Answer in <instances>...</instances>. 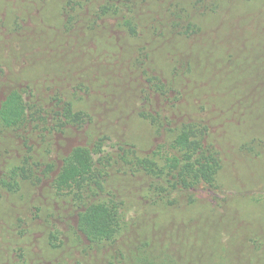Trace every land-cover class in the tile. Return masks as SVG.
Masks as SVG:
<instances>
[{
    "label": "trees",
    "instance_id": "obj_1",
    "mask_svg": "<svg viewBox=\"0 0 264 264\" xmlns=\"http://www.w3.org/2000/svg\"><path fill=\"white\" fill-rule=\"evenodd\" d=\"M263 150L264 0H0V264H264Z\"/></svg>",
    "mask_w": 264,
    "mask_h": 264
},
{
    "label": "rangeland",
    "instance_id": "obj_2",
    "mask_svg": "<svg viewBox=\"0 0 264 264\" xmlns=\"http://www.w3.org/2000/svg\"><path fill=\"white\" fill-rule=\"evenodd\" d=\"M128 133H131L130 135L134 137L139 145H143V147H146V149L150 147L152 140L150 139V127L147 123L143 122L140 119H135ZM228 154L229 155L227 157V160L230 163L231 167V170L229 171L230 175H228L229 178L233 180L232 183H234L235 181L239 182L238 186L247 188L249 190L252 189L254 193L257 192V194L264 195V178L260 177V173L262 174V176H264V150L261 157L249 156L246 153L243 157H238L239 155H237V153L235 152L233 155L230 152ZM240 159H242L243 162L241 163L242 165L239 168L237 161ZM245 194L254 195L251 192H247ZM261 209L263 211H259L258 209L256 212V210L251 207L250 210L246 214H244V217L247 219H245L244 217H239L237 212L234 213V222L231 223L233 224L231 226H235L237 229L242 226L244 230L252 227H256L262 230L264 227V208ZM237 221H239L240 223H237ZM236 228H234V232H236ZM230 229L232 231V227H230Z\"/></svg>",
    "mask_w": 264,
    "mask_h": 264
}]
</instances>
